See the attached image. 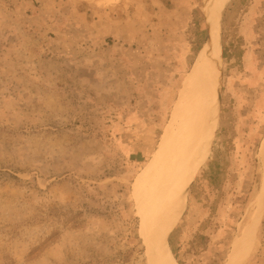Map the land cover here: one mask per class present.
<instances>
[{"label": "rangeland", "instance_id": "rangeland-1", "mask_svg": "<svg viewBox=\"0 0 264 264\" xmlns=\"http://www.w3.org/2000/svg\"><path fill=\"white\" fill-rule=\"evenodd\" d=\"M208 41L203 0H0V264H148L139 213ZM219 48L215 140L168 246L264 264V0H223Z\"/></svg>", "mask_w": 264, "mask_h": 264}, {"label": "bare ground", "instance_id": "bare-ground-1", "mask_svg": "<svg viewBox=\"0 0 264 264\" xmlns=\"http://www.w3.org/2000/svg\"><path fill=\"white\" fill-rule=\"evenodd\" d=\"M203 1L209 41L198 54L185 97L177 104L185 112L170 140L164 183L144 202L139 213L140 235L148 264H177L168 240L184 216L192 183L208 158L218 127L222 86L219 35L223 0ZM260 154L264 158V140ZM262 213L263 208L246 233L256 228Z\"/></svg>", "mask_w": 264, "mask_h": 264}]
</instances>
